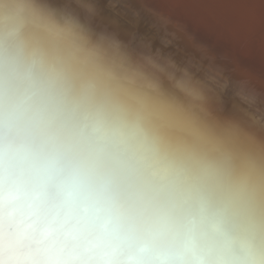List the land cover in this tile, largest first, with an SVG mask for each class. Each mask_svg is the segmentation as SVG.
<instances>
[{
    "label": "clouds",
    "instance_id": "1",
    "mask_svg": "<svg viewBox=\"0 0 264 264\" xmlns=\"http://www.w3.org/2000/svg\"><path fill=\"white\" fill-rule=\"evenodd\" d=\"M94 13L0 0V264H264V134Z\"/></svg>",
    "mask_w": 264,
    "mask_h": 264
},
{
    "label": "bare ground",
    "instance_id": "2",
    "mask_svg": "<svg viewBox=\"0 0 264 264\" xmlns=\"http://www.w3.org/2000/svg\"><path fill=\"white\" fill-rule=\"evenodd\" d=\"M86 3L95 8L90 23L97 32L116 36L137 54L171 60L201 82L215 78L207 109L219 119L264 134V0H173L181 5L174 6L175 19L165 15V3ZM77 11L85 14L81 8ZM147 83L154 81L148 78ZM248 96L256 102L248 103Z\"/></svg>",
    "mask_w": 264,
    "mask_h": 264
},
{
    "label": "rangeland",
    "instance_id": "3",
    "mask_svg": "<svg viewBox=\"0 0 264 264\" xmlns=\"http://www.w3.org/2000/svg\"><path fill=\"white\" fill-rule=\"evenodd\" d=\"M173 0H146L148 6H157L160 3H165V6L163 11L165 12V15L168 16L170 19H175L177 14V9L174 8L175 5H178V3H172ZM153 3V4H152ZM178 6H181L180 4Z\"/></svg>",
    "mask_w": 264,
    "mask_h": 264
}]
</instances>
